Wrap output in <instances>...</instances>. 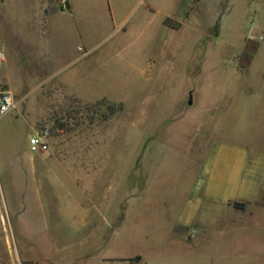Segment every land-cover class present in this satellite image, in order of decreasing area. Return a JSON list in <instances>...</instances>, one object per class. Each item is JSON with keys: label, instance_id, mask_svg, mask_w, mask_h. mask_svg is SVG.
Returning a JSON list of instances; mask_svg holds the SVG:
<instances>
[{"label": "rangeland", "instance_id": "rangeland-1", "mask_svg": "<svg viewBox=\"0 0 264 264\" xmlns=\"http://www.w3.org/2000/svg\"><path fill=\"white\" fill-rule=\"evenodd\" d=\"M50 1L63 10L0 0V90L15 98L0 115V264H33L30 249L264 264V173L241 211L201 195L214 145L237 146L214 157L229 162L224 176L261 171L264 0ZM112 103L122 109L107 117ZM36 133L48 151L28 149ZM18 191L15 221L1 193ZM195 206L185 238L177 223Z\"/></svg>", "mask_w": 264, "mask_h": 264}, {"label": "crops", "instance_id": "crops-1", "mask_svg": "<svg viewBox=\"0 0 264 264\" xmlns=\"http://www.w3.org/2000/svg\"><path fill=\"white\" fill-rule=\"evenodd\" d=\"M68 4V9H71V4L70 1L67 0ZM39 5L42 8V10H46L48 14L49 10L51 7H55L54 9L58 12L60 8L56 5L54 1H43L39 0ZM63 10V9H60ZM46 30H47V24H46ZM83 42L79 44V48L82 47ZM84 98V97H83ZM87 99V98H85ZM211 155L207 161V169L205 170V174H207L206 178L203 179L202 187H201V195L203 199H206L208 201H211L214 203L218 202L220 206L223 208L221 210L225 211L227 208H231L232 210H243V209H238L235 208L232 204L233 201H243L246 203H252L254 201H257V199L261 196V191H262V181H263V173H264V161L262 163L261 171L259 175H256L254 179H245L242 178L240 181H238L236 178L235 180L232 179L231 177L224 176L226 174L225 171H227V168L229 167L228 161H218L214 160V157L219 153V155L224 154L229 155L230 158H235L237 156V146L229 143H221L218 145H214L213 149L211 150ZM213 156V157H212ZM237 164V163H235ZM234 164V165H235ZM218 172L220 175L224 176V182L222 185L219 186L218 181L219 179H216L218 177ZM234 172V171H233ZM230 176L232 174L230 173ZM217 181V182H216ZM221 184V181H219ZM23 195V197H22ZM2 202L9 206L11 212L13 213L14 207L18 206L17 208L19 209L18 212H16V220H20L21 216L24 213V210L26 208V200H25V194L20 193L18 191L16 200H13V202H9V200H5L2 196ZM27 198V197H26ZM28 201V200H27ZM17 203L15 205V203ZM15 205H13V204ZM245 209V208H244ZM199 209L197 206L192 208V212L186 214L184 216V219H181L178 223L177 226L180 228H185L186 229V234H183V237L190 238L192 236V231L190 232L188 230V226L184 227V225H188V223L191 224L192 221L194 220V215L197 214V211ZM202 225V224H201ZM204 227V225H202ZM189 234H191L189 236ZM23 244L26 245H31L34 247L33 249L35 250L36 248V243H39L37 240H31L28 237H23L21 239ZM32 250V249H30ZM28 252V255L26 258L27 260H33V264H114V263H119V264H147L146 263V258L142 256L141 254H136V255H130V256H104L102 254H93L89 257H83L82 253L77 252L71 253V254H61V253H54V254H39V255H33L31 254L32 251ZM82 260H85L86 262H82Z\"/></svg>", "mask_w": 264, "mask_h": 264}, {"label": "built area", "instance_id": "built-area-1", "mask_svg": "<svg viewBox=\"0 0 264 264\" xmlns=\"http://www.w3.org/2000/svg\"><path fill=\"white\" fill-rule=\"evenodd\" d=\"M61 7L66 8L67 0H56ZM15 105L14 95L10 91L0 90V115L9 112ZM49 142L46 133L33 134L28 138V149L31 152L48 151Z\"/></svg>", "mask_w": 264, "mask_h": 264}, {"label": "trees", "instance_id": "trees-1", "mask_svg": "<svg viewBox=\"0 0 264 264\" xmlns=\"http://www.w3.org/2000/svg\"><path fill=\"white\" fill-rule=\"evenodd\" d=\"M163 24L167 27H170V28H178L180 26V22L179 21H174L173 18L171 17H166L164 20H163ZM108 113L106 114V116H110L112 114H114L116 111L118 110H121L122 109V104H108ZM106 117V118H107ZM233 206L235 208H238V209H244L246 207V202H243V201H233L232 202Z\"/></svg>", "mask_w": 264, "mask_h": 264}, {"label": "water", "instance_id": "water-1", "mask_svg": "<svg viewBox=\"0 0 264 264\" xmlns=\"http://www.w3.org/2000/svg\"><path fill=\"white\" fill-rule=\"evenodd\" d=\"M192 102V99H191V93L189 94V100H188V103L191 104Z\"/></svg>", "mask_w": 264, "mask_h": 264}]
</instances>
